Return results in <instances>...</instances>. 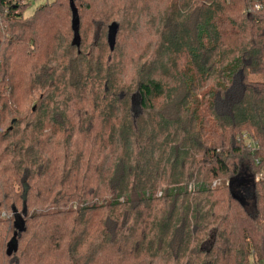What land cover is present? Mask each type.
<instances>
[{
  "label": "trees",
  "instance_id": "1",
  "mask_svg": "<svg viewBox=\"0 0 264 264\" xmlns=\"http://www.w3.org/2000/svg\"><path fill=\"white\" fill-rule=\"evenodd\" d=\"M73 1L78 38L69 0L23 19L29 2L0 0V110L37 91L32 120L16 134L12 118L0 133V207L110 200L16 218L22 236L0 243V264H250L252 253L264 262V180L228 183L242 165L264 171V0ZM83 2L102 42L87 53ZM68 11L70 44L59 28ZM113 22L110 50L102 39ZM123 31L138 46L130 82ZM56 131L59 174L45 157ZM219 178L228 181L209 187Z\"/></svg>",
  "mask_w": 264,
  "mask_h": 264
},
{
  "label": "rangeland",
  "instance_id": "2",
  "mask_svg": "<svg viewBox=\"0 0 264 264\" xmlns=\"http://www.w3.org/2000/svg\"><path fill=\"white\" fill-rule=\"evenodd\" d=\"M53 0H32L30 1L27 5H25L22 10V16L21 18H25L26 16H30L33 11L39 7L42 4L45 3H49ZM165 1V0H163ZM160 0L157 1V3H159ZM160 4V3H159ZM81 7L78 8L79 11V15H80V34L82 36L83 39V44L81 45V49L84 53H87L91 48H92V44H100L102 43L101 41L98 42L96 37V31L94 29V27L90 24V10H87L84 7V2L81 3L80 5ZM68 16H66L65 18V26H60V30L62 32H64V30H66L65 33V37H67L66 42L68 44H70V40H71V36L72 33L70 31V11H68ZM111 22V21H109ZM108 22V24H109ZM11 29V28H10ZM107 27H105L104 31V38L102 39V41L104 42V44H106V32ZM45 31V30H44ZM42 31V34L43 32ZM16 32H18L16 30ZM10 33V32H9ZM7 33V35L9 34ZM57 32H48L47 30L45 31V34H56ZM130 33L123 31L122 32V37L120 39V45H122L120 47V49L118 50V56L121 58L122 62H123V80H125L126 82H130L131 80V75L133 74V72L135 71V67H130L129 63L131 64V59L129 58L128 54H134L135 52H137V44L135 43V41L133 40L132 37H130ZM153 36L151 35V38ZM150 36H145L141 38V44L142 45H147V42L149 40ZM102 45V44H100ZM99 45V46H100ZM107 45V44H106ZM33 46V45H32ZM32 46H29L30 48ZM19 48V47H17ZM29 48V50H30ZM136 54V53H135ZM131 69H130V68ZM129 68V70H128ZM253 76H249V79H252ZM239 78L235 79V85H234V89H232L230 92V96L235 97L238 93V88H239ZM211 83V82H209ZM213 83V82H212ZM26 94V93H25ZM37 91H34L33 93H31V96H24L21 95L20 97V101L18 103H12L11 106L13 108H15V110H8V107L4 110H0V133L2 135L6 134V129L8 128V126L10 127L11 119L12 118H16L17 121L13 126V130L12 132H16V134L18 132H21L22 129L26 126L27 122H30V120H32V114L31 109L33 107L37 106V102L34 96H36ZM16 105V107H15ZM75 112V110H73L72 112H68L70 115H72V113ZM46 130L44 129V133H46V131H48V128L45 127ZM11 134V133H10ZM61 132H57L56 131V135H51L52 139H53V143L51 145V149L45 153V157L50 158L51 164L54 167V170H56L55 174H59L58 170H61L62 167L64 166V161L62 158V155L58 152V147L60 149V144H62L61 139L59 138V136H61ZM7 136V135H6ZM10 138H6L3 142L9 140ZM72 146L70 148V153H69V158H70V162H74L75 164V157H74V153L77 151L78 147H79V143L75 141V139H72ZM260 172H264V171H258L255 173H252V171H250L247 167L245 166H241L240 168V173L238 174V176H236L234 179H232V181L230 182L232 184L233 187H238L241 186L243 184H249L252 183L253 178L252 176H254V174L260 173ZM81 173V172H80ZM220 179V184L217 185L215 188H219L222 187L224 185V182L227 183L228 179L225 178H219ZM261 179H259L260 181ZM258 181V180H257ZM209 182V183H208ZM206 184V186L208 187L210 185V181H208ZM212 189L214 187L209 186ZM14 189L17 190L18 192H22V189L15 184L14 185ZM57 188L54 187V192H56ZM159 191H156V196L159 195ZM110 200V198L108 197H104V195L101 196H97V197H92V198H88V199H84V201L82 202L81 200H75V201H68L65 203H55L52 201H47V202H39V203H33L32 205H28V206H23L21 202L19 201L18 204H16L14 207L13 203H9L5 206H1L0 207V243H3V251L6 249V243H8L7 241L11 239H14L15 241L18 239L19 233H20V229L17 228L14 224V220L17 218L19 220H22L24 218H30L33 215H40V214H53L56 213L57 211H64V210H74V209H78L80 206H90L92 204H98V205H103L106 204V202H108ZM14 225V226H13ZM22 236V235H21ZM21 236L19 237V239L21 238ZM18 239V240H19ZM250 259V264H264V262L262 261H258L257 256H255L254 253H252L249 257Z\"/></svg>",
  "mask_w": 264,
  "mask_h": 264
},
{
  "label": "water",
  "instance_id": "3",
  "mask_svg": "<svg viewBox=\"0 0 264 264\" xmlns=\"http://www.w3.org/2000/svg\"><path fill=\"white\" fill-rule=\"evenodd\" d=\"M69 6H70V9H71L72 14H73L72 15L73 16L72 17V27H73V30H74V37L78 38V33H77V13H76V7L74 5V1L73 0H69ZM117 27H118V25L115 22L111 23L109 25V27H108L109 31L107 32V41H108L110 50H112L113 47H114L115 35H116V31H118ZM11 122H13V120ZM10 128H12V127L10 126ZM231 181H232V179L228 182L229 185H231V183H230ZM17 220H19V219H17ZM21 222H22V220H21Z\"/></svg>",
  "mask_w": 264,
  "mask_h": 264
},
{
  "label": "built area",
  "instance_id": "4",
  "mask_svg": "<svg viewBox=\"0 0 264 264\" xmlns=\"http://www.w3.org/2000/svg\"><path fill=\"white\" fill-rule=\"evenodd\" d=\"M32 0H23V2H30ZM258 8V5H255L254 7H248L247 11L249 10L250 11H253V10H256ZM241 138L244 139V142L246 143L247 147H249L251 150L255 149V146H256V142L254 141L253 138H250L246 133H243L241 134ZM253 180H264V172H260V173H257V174H254V176H252ZM218 184H220V180H213L211 182V186L212 187H215L217 186ZM189 188H191V186H189Z\"/></svg>",
  "mask_w": 264,
  "mask_h": 264
}]
</instances>
